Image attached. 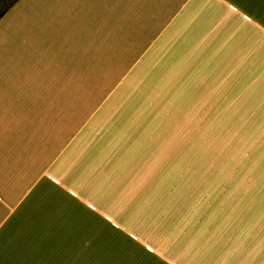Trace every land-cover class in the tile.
I'll use <instances>...</instances> for the list:
<instances>
[{"label":"crops","instance_id":"0c3cea01","mask_svg":"<svg viewBox=\"0 0 264 264\" xmlns=\"http://www.w3.org/2000/svg\"><path fill=\"white\" fill-rule=\"evenodd\" d=\"M249 27L261 43L264 0H17L0 18V264H264V192L218 251L175 209L196 164L179 118L211 110Z\"/></svg>","mask_w":264,"mask_h":264},{"label":"rangeland","instance_id":"374dc122","mask_svg":"<svg viewBox=\"0 0 264 264\" xmlns=\"http://www.w3.org/2000/svg\"><path fill=\"white\" fill-rule=\"evenodd\" d=\"M8 1L1 0L0 10ZM249 29L235 30V36L231 37L237 58L229 63L238 68H229L223 94H213L218 99L223 98L212 100L211 110L205 115L196 105L193 117L179 118L180 124L192 125L190 133L195 136L196 164L187 165L183 172H189V177L181 179L180 183H187L189 188L181 189L185 196L179 199L175 209L178 211L186 204V213L176 224L180 226L179 233L188 224H205L196 231V246L191 244L198 249L204 246L218 251L219 241L234 235V214L248 210L252 200L264 192V35L260 32L263 35L260 43L259 31L253 30V35L252 28ZM139 89L137 84L129 91L133 93ZM156 105L180 112L187 107V101L163 100ZM214 204L220 206L214 207ZM207 212L208 219L205 220L203 216ZM217 218L219 224L210 228V222ZM166 239L170 237H164V241ZM132 253L147 255L134 241ZM147 256V260L163 264L150 254Z\"/></svg>","mask_w":264,"mask_h":264},{"label":"trees","instance_id":"16d2710c","mask_svg":"<svg viewBox=\"0 0 264 264\" xmlns=\"http://www.w3.org/2000/svg\"><path fill=\"white\" fill-rule=\"evenodd\" d=\"M17 0H9L8 2L3 4L2 9L0 10V18L3 16V14L16 2ZM1 2V0H0Z\"/></svg>","mask_w":264,"mask_h":264}]
</instances>
